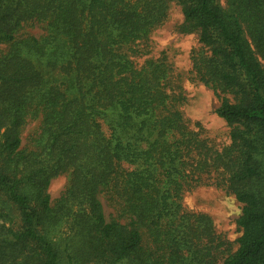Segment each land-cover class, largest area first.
I'll return each mask as SVG.
<instances>
[{
	"label": "trees",
	"instance_id": "16d2710c",
	"mask_svg": "<svg viewBox=\"0 0 264 264\" xmlns=\"http://www.w3.org/2000/svg\"><path fill=\"white\" fill-rule=\"evenodd\" d=\"M171 3L178 31L207 49L193 70L230 129L220 152L188 129L167 63L130 58ZM34 22L43 36L20 34ZM263 157L264 0H0V264H264ZM197 170H220L214 185L241 205L233 252L207 217L182 209L184 190L202 185ZM69 171L52 206L50 181ZM72 209L76 244L54 243Z\"/></svg>",
	"mask_w": 264,
	"mask_h": 264
},
{
	"label": "rangeland",
	"instance_id": "374dc122",
	"mask_svg": "<svg viewBox=\"0 0 264 264\" xmlns=\"http://www.w3.org/2000/svg\"><path fill=\"white\" fill-rule=\"evenodd\" d=\"M183 19L180 6L171 3L163 24L154 28L145 42H140V45L135 48L137 54L130 58L137 68L147 60L163 59L167 63L171 70L170 92L176 97L177 108L187 122L188 129L197 133L201 140H206V145L220 152L230 143V129L216 114L219 100L213 91L196 80L193 57L207 56V49L199 42L197 34L186 35L178 31ZM20 34L38 38L43 36L45 31L43 26L34 22L26 25ZM30 59L33 65L46 74L47 79H51L53 83L58 84L62 80L63 77L58 73H46L43 62L33 57ZM69 97L75 100L73 91L70 92ZM39 127L40 118L28 119L21 134L23 149H30V138L39 133ZM200 158L199 155H195L192 166H195ZM71 172L63 173L50 181L48 194L52 206L70 185L73 178ZM218 174L220 170L211 173L197 170L196 175L202 179V185L184 190L181 204L184 212L207 217L215 235L228 243L230 251L233 252L237 248L236 241L240 236L236 221L241 213V205L223 188L214 185ZM98 198L103 206L105 217L108 218L113 213L112 209L107 206L102 195ZM82 202L80 208L84 211L87 207L85 197H82ZM75 209L78 208L75 207ZM75 209H72L71 213L65 212L58 215L59 221L50 233L54 243L61 245L66 235L69 234L76 244L77 240L69 230L72 226H76L75 217L72 216Z\"/></svg>",
	"mask_w": 264,
	"mask_h": 264
}]
</instances>
